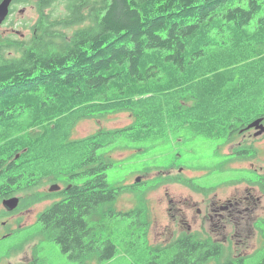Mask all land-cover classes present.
I'll use <instances>...</instances> for the list:
<instances>
[{
  "label": "trees",
  "instance_id": "16d2710c",
  "mask_svg": "<svg viewBox=\"0 0 264 264\" xmlns=\"http://www.w3.org/2000/svg\"><path fill=\"white\" fill-rule=\"evenodd\" d=\"M32 2L34 34L0 45V199L21 194L33 202L38 181L79 179L44 197L57 199L38 221L71 260L102 264L117 254L101 234L105 217L134 210L94 216L140 183L111 187L112 157L98 150L118 138L150 145L185 133L225 144L251 118L264 116L255 105V93L264 91V17L247 29L264 0ZM121 112L133 121L72 137L80 120ZM139 225L142 251L131 252L134 264H264V254L255 251L246 263L196 234L149 245L148 224Z\"/></svg>",
  "mask_w": 264,
  "mask_h": 264
},
{
  "label": "rangeland",
  "instance_id": "374dc122",
  "mask_svg": "<svg viewBox=\"0 0 264 264\" xmlns=\"http://www.w3.org/2000/svg\"><path fill=\"white\" fill-rule=\"evenodd\" d=\"M32 1L28 0L14 6L13 12L0 26V45H3L4 40L7 38L27 40L34 34L30 26L36 22L38 10ZM55 8L59 13L63 10L62 5ZM260 17H264V4L254 15L247 29L253 30ZM255 95L258 99L255 102L256 107L263 109L264 91H257ZM133 117L128 112H121L108 114L101 119H82L75 125L72 137H84L100 128L123 127L132 122ZM182 135L184 136L178 137L180 140L175 139L176 137L173 136L168 141H155L150 145L143 143L125 144L122 138H118L112 144L98 150V152L107 150L109 154L111 152L112 166L106 171L107 181L111 187H126L135 184L138 176H140V181H146V183L135 187L133 190L121 192L112 203L100 206V214L94 216L95 219H99L102 212L108 209L114 212L134 210L128 216L118 217L107 214L105 217V229L101 231V234L103 238H109L116 245L117 254L102 264H134L131 252L140 254L142 251L140 250L142 244L140 221L148 224L145 237L149 245H165L172 240L179 232L177 229H181V227L173 222L171 214L167 211L169 197L177 201L182 198L200 201L210 191H218L219 196L225 197L234 189V186L237 185L238 188H243L245 184L242 181H246L250 177L255 179V174L251 172L252 163L254 166H264V135L257 136L258 138L252 142V139L246 138L244 140L242 136L233 134L231 141L227 143L228 145L225 148L222 147V144V148L220 146L216 148L221 141L202 136L194 137L191 133ZM243 140L244 142L239 146L243 148L250 147L248 154L228 159L221 158L222 154L230 153V150L236 147L231 144L237 145ZM251 144H255L254 146L259 147V151H263L259 157L255 153L254 156H251L250 151L255 150ZM115 147L117 149L113 150ZM216 149L219 151L217 154ZM174 153L179 154L177 159H174ZM179 167H184L182 172H179ZM262 172L264 173V168ZM171 177L195 178L197 181L185 185V183L178 180H171ZM53 179L54 176L42 179L38 182V187L33 189L41 197L36 195L33 202L31 200H21L17 213L10 218L11 225H8L9 231L13 230L10 233L11 235L0 238V264H25L30 261L28 264H34V261L35 264H80L71 260L66 253L61 251L56 242L47 239L41 232V224L37 216L54 200H42ZM58 179V182L63 185L62 178L58 177ZM75 182H78V180L71 181V183ZM197 184H203L205 188L198 189ZM207 189L211 190L206 192ZM166 192L169 195H166ZM17 196L22 198L21 194H17ZM38 198L42 199L37 200ZM260 207L264 214V204H261ZM139 209H142L144 213H138ZM255 228L252 237H247L246 242L243 244L246 245L245 254L243 255L247 257L245 259L246 263L251 260L252 257H248L255 251H257L254 254L255 257L264 254V228ZM208 233L210 232H206L209 238L214 239ZM206 234H203L204 238L207 237ZM131 241L135 242L133 247L129 245ZM239 244L235 239L226 243L225 249L231 251L235 256L240 255L239 252L242 251V247ZM207 264H217V261L211 260Z\"/></svg>",
  "mask_w": 264,
  "mask_h": 264
},
{
  "label": "flooded vegetation",
  "instance_id": "af4514ba",
  "mask_svg": "<svg viewBox=\"0 0 264 264\" xmlns=\"http://www.w3.org/2000/svg\"><path fill=\"white\" fill-rule=\"evenodd\" d=\"M18 4L22 3H15L12 0L10 13L13 12L14 6ZM2 24H4V22ZM262 122L264 125V118ZM245 126L246 124L238 130V135L242 136L244 140L249 138L254 142L258 138L253 135L256 129L251 128L247 130L245 129ZM244 140L237 143V145H231L238 147L244 142ZM254 145L255 144H251L255 150L252 152L250 151V154L251 156H254L255 153V155L259 157L263 151H259V147ZM236 147L230 150L231 152L229 154L231 157L236 155ZM175 159H177V157H175ZM252 165V170L256 174L255 179L242 181V183L245 184L243 188H238L236 185L228 195H225V197L219 196L218 191H210L209 194H205L200 201L192 200L190 198H182L177 201L174 198L169 197L167 200L169 204L167 211L171 214L173 222L181 227V229H177L179 232L175 237L182 234H196L204 238L203 234L210 232L211 234H208L213 236L214 239L209 238L207 234L206 239H210L212 242L222 245L224 248L226 243L237 239V244H239L240 241L241 243L239 245L242 247V251L239 252V254L243 256L245 254L244 250L246 246L243 244L246 242V238L252 237L253 232L256 229L255 227H262L263 224L261 223H263L264 219V214L260 207L261 204H264V173L262 172L264 166H254L253 163ZM179 168V172H182L184 167ZM54 183L61 186L56 177L51 181L49 186ZM189 184L192 183L185 182V185ZM37 187L38 185H33L32 189ZM63 187L65 186H61V188ZM196 187L198 189H204L205 185L197 184ZM209 190L211 189H207L206 192ZM50 193L52 192H49L48 190L45 196L49 197ZM165 194L169 195L168 192ZM21 200L22 198H20L19 203ZM0 205V238H4V236L11 235L10 233L13 230L9 231L8 229V225H11L10 218L17 213L19 208L17 207L14 210H8L6 207H3L2 200H0ZM6 230L8 231L6 232Z\"/></svg>",
  "mask_w": 264,
  "mask_h": 264
},
{
  "label": "water",
  "instance_id": "95a60500",
  "mask_svg": "<svg viewBox=\"0 0 264 264\" xmlns=\"http://www.w3.org/2000/svg\"><path fill=\"white\" fill-rule=\"evenodd\" d=\"M11 3V0H1L0 1V24H2L4 22V20L6 19L8 12H9V5ZM261 120L262 117H259L255 120H253L252 122H250L247 125V129L250 128H259V130H257L254 135L255 136H259L261 134L264 133V126L261 124ZM18 156V155H17ZM139 179H137L138 181ZM59 187L57 186H51L50 190H58ZM19 202V199L17 197H11L8 199L3 200V205L8 209V210H13L17 207Z\"/></svg>",
  "mask_w": 264,
  "mask_h": 264
},
{
  "label": "bare ground",
  "instance_id": "6f19581e",
  "mask_svg": "<svg viewBox=\"0 0 264 264\" xmlns=\"http://www.w3.org/2000/svg\"><path fill=\"white\" fill-rule=\"evenodd\" d=\"M0 1H1V0H0ZM11 3H12V0H11ZM11 3H10V5H9V12H8V15H7L6 19H7L8 16L11 14V13H10ZM262 121H263V118H262V120H261V124L263 125V122H262ZM263 126H264V125H263ZM255 129H256V131L259 130V128H255Z\"/></svg>",
  "mask_w": 264,
  "mask_h": 264
}]
</instances>
